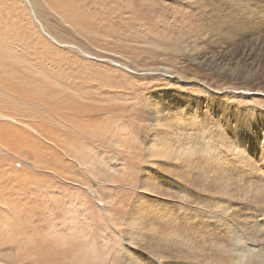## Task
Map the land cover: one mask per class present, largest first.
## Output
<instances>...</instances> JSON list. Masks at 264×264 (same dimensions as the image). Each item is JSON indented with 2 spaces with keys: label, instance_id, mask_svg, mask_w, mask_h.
<instances>
[{
  "label": "rangeland",
  "instance_id": "1",
  "mask_svg": "<svg viewBox=\"0 0 264 264\" xmlns=\"http://www.w3.org/2000/svg\"><path fill=\"white\" fill-rule=\"evenodd\" d=\"M66 1L0 0V264H141L142 214L208 200L264 227V0Z\"/></svg>",
  "mask_w": 264,
  "mask_h": 264
},
{
  "label": "bare ground",
  "instance_id": "2",
  "mask_svg": "<svg viewBox=\"0 0 264 264\" xmlns=\"http://www.w3.org/2000/svg\"><path fill=\"white\" fill-rule=\"evenodd\" d=\"M48 1L51 2L55 0H48ZM71 1L72 0L70 1L67 0L66 2H71ZM78 110L79 109L77 108L73 109V111H78ZM2 117L11 120L6 116H2ZM74 118L79 119L76 117ZM78 121L81 123V125L83 124V121L81 119H79ZM171 128L173 129L172 133H174L173 132L174 128L173 127ZM178 129L181 130V127L177 128V130ZM177 135L176 136L178 137L179 143H184V138L181 136V134L177 133ZM166 145H169V142ZM181 146L182 144H179L177 147L179 148ZM208 155H210V153ZM175 161H181V160L178 157H176ZM184 163L185 162L183 161L180 164V166L177 164L172 165V167L175 168L174 171L180 170V171L190 172L189 166L184 165ZM199 169H201V166ZM192 171L193 169H191V172ZM146 187L148 186L146 185ZM188 192H190L191 194L189 195ZM161 194L163 196L164 195L167 196L168 199L170 200L176 199L181 201L183 200L190 201L193 198V196H196V194H194V191L192 190L187 192H173V194H171V192L168 190H162ZM186 194H188L189 197ZM211 194H214V191L213 192L210 191L208 196L210 198L215 197ZM231 199L233 200L227 201L230 203H227L226 206H219L217 205V203L214 206V204H211V201L208 200L205 204H203L202 209L189 210L187 208L188 210H182L184 212L178 214L179 217H182L184 220L183 223H180L181 225H183L181 227L179 226V224L171 221L172 215L170 214L168 215L169 211L166 212L162 211V213L159 214L160 225L153 223L152 220L154 216L152 212L150 214L148 213L142 214L143 218L141 219L140 229H139L141 236V245L150 244L151 246L146 247L147 254L142 256L141 264H156V262L153 260L154 258L152 259V257L148 254L152 249L155 251L157 250L156 252H158L159 259L162 260L161 264H175V263L176 264H264V227L255 226L253 224L254 222L250 223L249 221H247L248 220L247 217H245V219H241V218L236 219L238 218V214L240 215V213L237 211L238 209L237 207L234 208L232 207L234 205L238 206L237 201L241 199H237V198H231ZM217 200H221V199H217ZM247 200L248 201L245 202H247L248 205L257 204L258 206L259 201L264 200V191L262 190L259 196L253 195L251 196L250 199ZM171 204H173L172 201ZM174 206L178 209H183L181 205L178 206L174 205ZM166 215H168V217ZM195 217H198V220L193 222L195 225L198 226L197 229L191 226L190 223V219ZM252 220L254 219L252 218ZM235 221L238 224L235 223ZM198 222H201L203 224H205L204 222L206 223L210 222L211 228L215 226L217 228L225 227L223 230L226 231V234L221 236L222 237L226 236L227 239L226 242L229 243V245L226 244L228 247L226 245L224 246L217 245L216 246L217 248L216 247L213 248L212 247L213 239H216L215 237L216 235H218L217 231L215 230L216 231L215 233L217 234L214 237V232H213L214 230L212 231L211 228L206 229V226L204 227V225L202 224H200L201 226H199ZM263 222L264 220L262 221V223ZM234 223L241 226L243 230L241 231L236 229V227H234ZM201 227L202 229L204 228L203 235L201 234V232L198 231L199 229H201ZM208 229L211 231L209 232ZM199 234L201 236H199ZM198 237H200V239ZM218 240L216 242H218ZM210 241H212V243Z\"/></svg>",
  "mask_w": 264,
  "mask_h": 264
}]
</instances>
